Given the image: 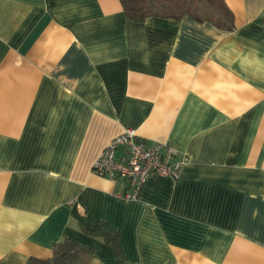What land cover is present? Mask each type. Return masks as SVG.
<instances>
[{
	"label": "crops",
	"instance_id": "0c3cea01",
	"mask_svg": "<svg viewBox=\"0 0 264 264\" xmlns=\"http://www.w3.org/2000/svg\"><path fill=\"white\" fill-rule=\"evenodd\" d=\"M223 5L229 31L132 22L119 0H0V264L63 240L80 264H264V0ZM128 129L184 161L135 201L92 172Z\"/></svg>",
	"mask_w": 264,
	"mask_h": 264
},
{
	"label": "built area",
	"instance_id": "2783aa9c",
	"mask_svg": "<svg viewBox=\"0 0 264 264\" xmlns=\"http://www.w3.org/2000/svg\"><path fill=\"white\" fill-rule=\"evenodd\" d=\"M123 149V155L116 159V153ZM176 150L164 143L151 146L140 141L134 129H128L114 137L101 151L92 165V172L112 181L121 180L129 184L130 194L126 200L135 201L142 186L153 177L178 179L184 161L173 162Z\"/></svg>",
	"mask_w": 264,
	"mask_h": 264
},
{
	"label": "trees",
	"instance_id": "16d2710c",
	"mask_svg": "<svg viewBox=\"0 0 264 264\" xmlns=\"http://www.w3.org/2000/svg\"><path fill=\"white\" fill-rule=\"evenodd\" d=\"M187 1L181 0V5L179 6L175 0H119L126 19L136 23L144 22L152 17L177 20L180 15L189 14L196 20L209 21L220 29L229 31L232 28L231 15L224 7L223 0H212L214 5L211 6L212 10H209V12L214 11V13H206L205 16H200V14L189 9L195 11L206 4H200L195 2V0ZM90 235L101 236L106 242L112 244L115 251L120 254L117 236L111 235L105 229L95 231ZM85 252L73 241L63 240L53 247L50 258L45 260L29 258L25 264H80Z\"/></svg>",
	"mask_w": 264,
	"mask_h": 264
},
{
	"label": "rangeland",
	"instance_id": "374dc122",
	"mask_svg": "<svg viewBox=\"0 0 264 264\" xmlns=\"http://www.w3.org/2000/svg\"><path fill=\"white\" fill-rule=\"evenodd\" d=\"M172 1H173V0H172ZM175 1H176V3H177L179 6L181 5V2H180L181 0H175ZM188 1H189V0H188ZM188 1H187V2H188ZM195 2H198V3H200V4H206V5L201 6L199 9H196L195 11L189 9L190 11H192V12H196V13L200 14V16H205L206 13H209V14H213V13H214V11L209 12V10H212V9H211V6L214 5V3H213L212 0H207V1H205V0H195ZM196 8H197V7H196Z\"/></svg>",
	"mask_w": 264,
	"mask_h": 264
}]
</instances>
